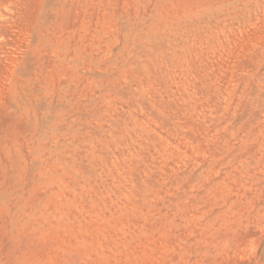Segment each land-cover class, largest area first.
<instances>
[{
  "label": "rangeland",
  "instance_id": "374dc122",
  "mask_svg": "<svg viewBox=\"0 0 264 264\" xmlns=\"http://www.w3.org/2000/svg\"><path fill=\"white\" fill-rule=\"evenodd\" d=\"M0 264H264V0H0Z\"/></svg>",
  "mask_w": 264,
  "mask_h": 264
},
{
  "label": "bare ground",
  "instance_id": "6f19581e",
  "mask_svg": "<svg viewBox=\"0 0 264 264\" xmlns=\"http://www.w3.org/2000/svg\"><path fill=\"white\" fill-rule=\"evenodd\" d=\"M159 27V26H158Z\"/></svg>",
  "mask_w": 264,
  "mask_h": 264
}]
</instances>
